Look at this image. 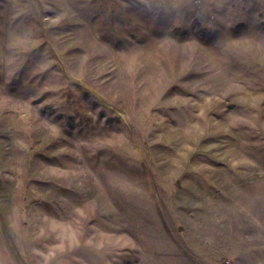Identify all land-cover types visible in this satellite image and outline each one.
<instances>
[{
    "label": "rangeland",
    "instance_id": "rangeland-1",
    "mask_svg": "<svg viewBox=\"0 0 264 264\" xmlns=\"http://www.w3.org/2000/svg\"><path fill=\"white\" fill-rule=\"evenodd\" d=\"M0 264H264V0H0Z\"/></svg>",
    "mask_w": 264,
    "mask_h": 264
}]
</instances>
